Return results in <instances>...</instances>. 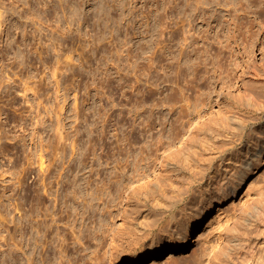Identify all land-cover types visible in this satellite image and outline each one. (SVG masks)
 Listing matches in <instances>:
<instances>
[{
	"label": "rangeland",
	"instance_id": "rangeland-1",
	"mask_svg": "<svg viewBox=\"0 0 264 264\" xmlns=\"http://www.w3.org/2000/svg\"><path fill=\"white\" fill-rule=\"evenodd\" d=\"M240 23L264 25V0H0V264H129L192 237L220 204L201 242L156 264H228L238 228L264 247V213L250 210L264 202V152L242 185L218 138L172 142L175 75L193 99L214 89L199 127L230 105L259 115L246 103L264 102L249 72L264 71V43L244 54Z\"/></svg>",
	"mask_w": 264,
	"mask_h": 264
},
{
	"label": "bare ground",
	"instance_id": "bare-ground-1",
	"mask_svg": "<svg viewBox=\"0 0 264 264\" xmlns=\"http://www.w3.org/2000/svg\"><path fill=\"white\" fill-rule=\"evenodd\" d=\"M238 30L242 38L243 43V53L250 55L249 52L251 51V47L255 46V44L262 42L264 43V25L259 24L258 28H256L255 24L246 23L243 25V23H240L238 25ZM242 45V44H241ZM228 46V45H227ZM264 52V48H263ZM197 60V59H196ZM192 56L189 57V61H191L193 64H196V61ZM262 61L264 62V56H262ZM220 67L224 66L223 58H219ZM254 64H249V72L251 71L255 76H258L257 78H264V71L262 69L260 70L257 67V64L253 62ZM263 64V63H262ZM197 65V64H196ZM195 65V66H196ZM239 66V64H237ZM260 65V64H259ZM258 65V66H259ZM261 68V67H260ZM193 71L194 78L198 79L199 75L196 71ZM246 72V69H244ZM206 72L208 73L209 70L207 69ZM223 72V71H222ZM221 72V73H222ZM206 74V73H204ZM185 78L188 80L187 73L184 75ZM202 81L205 77L202 75ZM225 76H229L228 74H225ZM200 80V78H199ZM210 82L212 80H209ZM174 93H175V99H173V102L171 104V108H177L178 109V115H175V125H176V133L173 137L172 142L176 141L177 139H180L179 141H183L182 147H180V151H187L193 146H199L202 145V141H209L207 137L209 135L213 136L212 139L218 138L220 141H222V149H220L219 157L220 159H228V163H235L236 169H237V183L242 184L245 182L247 175L250 173V170L253 169V167H256L258 163V158L263 154L264 152V102H256L254 96L250 95V92L248 93L250 100L247 101V107L248 108H255L256 112L259 113V115H252L251 118H248L245 116V113L243 112V107L238 106L237 110L234 108H230L228 106L225 110L218 111L217 115L212 118L211 122H213L211 125H202L198 126L199 118L204 116L203 110L210 108L213 106L212 104V94L214 89L212 88V85L209 86L208 89H206L202 96H198L196 99H193L191 93H187V89L182 87L180 85V79L174 76ZM214 82V81H213ZM172 85V86H173ZM29 88V87H28ZM31 89V87H30ZM28 89V90H30ZM173 89V88H172ZM182 92H180L179 90ZM178 90V91H177ZM177 92H180L181 94H178ZM246 93V94H247ZM180 96H178V95ZM180 101H184L181 105L177 104ZM261 101V100H258ZM243 104V103H242ZM237 106V105H236ZM246 108V107H245ZM244 108V109H245ZM176 109V112H177ZM243 112V115H242ZM247 112V111H246ZM230 113V114H229ZM39 115V114H37ZM196 124V125H195ZM194 125V126H193ZM193 127V129H191ZM211 127V128H208ZM61 129H59L60 132ZM191 130V131H189ZM189 131L187 138L185 139V135ZM3 133V132H2ZM4 134V133H3ZM1 134L0 137L3 136ZM59 134V133H58ZM63 134V133H62ZM60 133V135H62ZM59 135V136H60ZM224 135V136H223ZM248 135V138L245 140V136ZM58 136V135H57ZM222 136V137H221ZM250 136L253 137V144L251 145L250 142ZM59 138V137H58ZM57 138V140H58ZM62 138V136H61ZM61 140V139H60ZM245 142L244 146L241 148H235L239 143ZM58 143V142H57ZM60 143V142H59ZM63 143V142H62ZM50 144V143H49ZM249 145V148L246 152H243V148L245 146ZM43 146V145H42ZM61 147V143H60ZM44 148V147H43ZM59 148V146H58ZM57 148V152H58ZM62 148V147H61ZM60 149V148H59ZM64 149V148H63ZM66 149V148H65ZM62 152H66L61 150ZM56 152V153H57ZM61 152V153H62ZM45 153V152H44ZM60 153V155H61ZM58 154V153H57ZM43 152L41 153L40 157V165L42 167L45 166V159L43 156ZM63 155V154H62ZM61 155V156H62ZM58 156V155H57ZM39 157V156H38ZM31 158V157H30ZM217 158L215 156L213 159ZM31 161V160H30ZM225 161V160H224ZM232 161V162H231ZM42 162V163H41ZM53 161H50V163ZM54 163V162H53ZM31 164V162H30ZM52 165V164H51ZM50 164L48 166H51ZM232 165V164H230ZM46 168V167H45ZM48 168H46L47 170ZM225 178V177H224ZM120 180H123L120 178ZM228 179H226V182ZM221 181L219 180L218 183ZM235 182V183H236ZM233 185H227L221 187L220 189H223L220 193L224 196L229 195L232 197H235L237 195V187L234 183ZM222 185H225L224 182ZM68 190V189H67ZM72 191V190H71ZM222 204L219 206H216L213 208V210H208L206 215L202 216L200 220L194 224L192 228L193 235L190 237L187 233L180 234L177 238L170 241L171 249L167 252H165L164 249H155L154 254L150 255L147 253H142L138 256H134L129 258L128 263L129 264H142L145 262H152L150 264H156L164 259L170 260L174 259L182 254H184L190 247L191 244L201 242V240L205 237L208 229L210 227H215L217 223L219 222V219L221 217L222 213ZM252 209L251 213H264V202L258 203L253 206H251ZM210 211V212H209ZM44 222V221H42ZM39 223L38 227L40 231L46 232V229L44 228V223ZM46 223V222H45ZM50 223V222H49ZM33 225V224H31ZM44 225V226H43ZM48 225V224H46ZM52 225V223H51ZM35 226V225H34ZM46 227V226H45ZM245 227V226H243ZM242 227V228H243ZM47 231H48V227ZM251 231H247V228H243L242 231L240 228L236 229V234L234 237H232L230 240L233 241V246L231 247L230 253H226L225 249L222 253L223 257H225L223 260L228 261L226 263L231 264L234 261L241 262L242 264H264V247L261 246L258 247V244L256 242L251 241L247 246V240L251 237ZM227 251V250H226ZM225 252V254H224ZM228 252V251H227ZM34 253V252H33ZM221 253V254H222ZM167 255V256H165ZM34 256V255H33ZM32 256V257H33ZM53 256V255H52ZM55 256V254H54ZM53 256V257H54ZM35 257V256H34ZM45 261H46V257ZM35 259V258H34ZM33 259V260H34ZM118 261V260H117ZM50 264H55V260H49ZM33 261L30 263L32 264Z\"/></svg>",
	"mask_w": 264,
	"mask_h": 264
}]
</instances>
